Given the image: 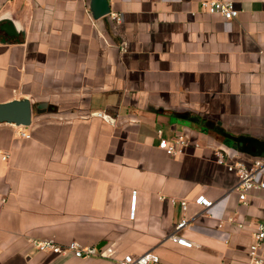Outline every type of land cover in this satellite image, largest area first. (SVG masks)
Returning a JSON list of instances; mask_svg holds the SVG:
<instances>
[{
	"label": "crops",
	"instance_id": "crops-1",
	"mask_svg": "<svg viewBox=\"0 0 264 264\" xmlns=\"http://www.w3.org/2000/svg\"><path fill=\"white\" fill-rule=\"evenodd\" d=\"M232 1L226 19L200 0H109L98 18L90 0H0V102L33 109L27 126L0 123V264H113L33 238L153 264L247 261L264 188L241 202L215 150L264 158V0ZM177 134L183 154L159 147ZM182 218L198 247L170 237Z\"/></svg>",
	"mask_w": 264,
	"mask_h": 264
},
{
	"label": "built area",
	"instance_id": "built-area-1",
	"mask_svg": "<svg viewBox=\"0 0 264 264\" xmlns=\"http://www.w3.org/2000/svg\"><path fill=\"white\" fill-rule=\"evenodd\" d=\"M200 7L203 11L210 13H218L226 19H231L239 14V9L232 0H200ZM95 115L100 117H108L104 112L97 111ZM22 136L29 137L30 134L21 132ZM190 145L189 139L184 134H177L173 140L161 138L159 147L170 155L183 154ZM216 161L218 164L224 165L229 171L234 172L238 177V183L235 190L238 192L241 202L246 203L249 196L257 190L264 188V181L259 179V172L264 167V158H256L251 164L246 163L242 159H231L230 155L222 148L215 150ZM8 154H4L3 158L7 159ZM197 203L209 207L213 201L201 195L197 198ZM136 197L132 200V210L134 213ZM182 207L187 208V202L182 201ZM187 224V219L182 218L176 224L175 232L170 236L175 242L190 247H198V244L180 234V231ZM31 244L37 250H52L58 253H71L77 258L103 257L109 258L113 264H153L160 260L159 256L154 252H145L135 255L132 253L124 254L122 257L115 255V247L110 245H82L78 240H72L67 247H62L53 238L30 240ZM243 264H264V219L256 225L253 234V240L248 248V259Z\"/></svg>",
	"mask_w": 264,
	"mask_h": 264
},
{
	"label": "water",
	"instance_id": "water-1",
	"mask_svg": "<svg viewBox=\"0 0 264 264\" xmlns=\"http://www.w3.org/2000/svg\"><path fill=\"white\" fill-rule=\"evenodd\" d=\"M90 8L95 18L110 13L109 0H90ZM1 28L9 34L15 30L9 23L2 24ZM33 109L29 98L13 99L0 102V123H12L17 126H27L32 122Z\"/></svg>",
	"mask_w": 264,
	"mask_h": 264
}]
</instances>
